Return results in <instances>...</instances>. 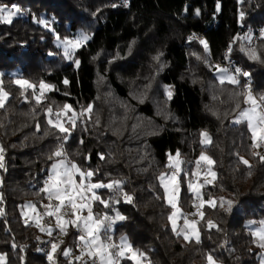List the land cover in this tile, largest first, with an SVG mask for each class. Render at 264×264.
<instances>
[{
	"label": "trees",
	"instance_id": "trees-1",
	"mask_svg": "<svg viewBox=\"0 0 264 264\" xmlns=\"http://www.w3.org/2000/svg\"><path fill=\"white\" fill-rule=\"evenodd\" d=\"M13 3L22 12L10 24L0 22V79L9 93L0 108V145L5 150L0 254H6L7 264H48L42 254L44 235L25 223L21 206L32 202L39 208L48 201L39 190L58 159L49 156L61 143L67 160L94 171L92 183L124 181L123 191L133 201L125 203L121 197L115 205L126 219L113 224L112 237L119 242L126 236L134 249L146 254L144 264H207L208 254L217 264H260L264 249L257 247L251 232L264 221V161L254 155L247 123H234L248 107L244 96L236 95L243 90L228 82L221 85L215 66L232 44L229 56L247 69L255 91L264 95V40L253 48L261 58L257 61L249 59L251 48L240 39L244 28L264 26V0H127V6L125 0H0ZM39 19L48 22L47 28ZM79 31L90 39L74 55L77 66L64 58L55 35L75 38ZM193 33L207 41V53L200 42L189 39ZM16 79L35 84L36 95L41 80L54 87L37 104L34 90L22 89ZM102 80L106 86L101 87ZM145 81H152L154 90L140 104L131 97V84L145 87ZM166 87L173 93L170 100ZM106 89L128 102L130 110L115 109L101 94ZM64 104L77 112L93 105L91 118L85 114L78 119L67 141L48 124L46 112L49 106L53 112L62 110ZM118 116L126 118L120 128L113 119ZM139 118L142 123L136 124ZM202 131L211 138L209 146L200 143ZM178 150L185 163L193 165L201 152L215 162L214 181L200 191L204 201L215 199L216 207L203 208L199 243L172 230L168 217L173 209L158 180L168 172L169 154L175 156ZM181 187L180 208L191 211L193 196L183 182ZM98 194L104 199L111 195L108 189ZM228 200L233 201L231 212L226 210ZM95 206L109 212L99 202ZM209 220L219 230L208 229ZM249 221L255 223L249 226ZM67 232L54 254L56 264H68L63 249L75 246L76 229L68 226ZM120 264L134 261L123 258Z\"/></svg>",
	"mask_w": 264,
	"mask_h": 264
},
{
	"label": "snow or ice",
	"instance_id": "snow-or-ice-1",
	"mask_svg": "<svg viewBox=\"0 0 264 264\" xmlns=\"http://www.w3.org/2000/svg\"><path fill=\"white\" fill-rule=\"evenodd\" d=\"M125 6H127V0H125ZM115 7V5H113ZM219 10V6L217 7ZM22 12V9L17 4H0V22L3 23H12L13 17L17 16ZM197 15H199V10H197ZM241 17H243V13H241ZM37 23L48 26V22L39 19L36 21ZM195 36L189 37L190 40L194 39ZM260 38L264 40V29L260 32ZM90 36L84 32H81L75 38L61 37L56 35V43L58 47H62L63 56L67 60L73 61L77 66H79L80 61L74 60L73 57L75 55L76 49L83 46L88 40ZM240 39L248 40L251 42V34H246L244 37ZM236 38H233V43H235ZM200 44L203 45L204 51L208 52V43L207 41L201 39ZM242 51L245 49L242 47ZM131 51V47L129 48ZM232 51V44L229 45L228 53ZM249 59L260 61L261 58L256 49H250L247 51ZM51 55V53H50ZM162 53L158 54L154 57L155 60L159 61ZM228 56L226 54L225 59ZM95 59V57H93ZM197 59H201V57L197 56ZM264 62V61H261ZM205 64H208V60H204ZM210 68L212 67L209 65ZM163 67V66H161ZM217 79L221 85H223L226 81L230 84L240 86L241 81L240 77H250V73L243 71L241 68L236 67L233 71H230L227 67H220L219 65L215 66ZM2 75V74H0ZM16 85H19L22 89H33V96L36 99V103L39 104L41 102V98L44 96L45 89H52L54 86L46 84L43 80L39 82L40 94L36 95L35 89L36 85L29 82L25 79H16L14 81ZM65 85L69 83L67 79L63 81ZM250 80L243 85L245 92L237 93L236 95L244 96V103L249 105V107L243 108L240 110L239 115L235 119L234 123H247V128L251 133V140L253 149H259L264 147V95H261L259 99H257L253 94L250 87ZM172 91L170 87H166V95L170 100L172 98ZM23 95V92H22ZM9 97V93L5 91L3 87V80L0 79V108L5 107V102ZM143 102V101H141ZM54 103V102H53ZM236 108L239 109L240 105L237 104ZM48 114V124L57 129L59 133L65 134L62 137L63 141H67L68 137L71 135L73 129L77 127V120L81 119L88 114L89 119L91 118V113L93 112V105L88 104L87 107H81V110L77 112L73 109L72 105L64 104L62 108V112L64 116L67 117L68 123H70L71 127H65V124L61 122V112L57 111L55 114V119H52L53 109L49 106L46 109ZM68 112H71L72 115L68 116ZM98 124L99 121L97 120ZM39 128V125H37ZM201 140L200 143L202 145L211 144V138L206 131H202L200 133ZM59 139V137H58ZM83 141H81L82 143ZM4 148L0 145V168L4 167L3 159H4ZM254 155L260 156V159L264 161V155H260L259 152H255ZM180 153L179 150L175 154V158L169 154V163L166 167L171 169V173H161L158 176L159 184L164 190V196L166 198L167 204L171 206L173 209L172 213L169 215L168 219L171 221L172 230L177 232L176 229V217L178 213H181V209L178 207V195L180 192V183H179V174L181 171L184 172V175L187 177L189 175L187 169H181V164L185 163L184 161L179 159ZM55 159L51 165L50 174L44 182V186L39 190L40 193H44L49 203L43 205L44 212L41 214L40 218L33 217L35 220L36 226L40 229L41 232H46L50 237L53 234V231L56 229L59 230L61 235H67L68 226L74 227L79 235L77 236V248L79 249V255L73 257V250L71 248L63 249L62 255L68 260V264H73V260L76 262H81V264H119V260L121 258H128L134 261V264H143V258L146 257V254L141 252L139 249H134L132 245L129 243L128 238L126 236H122L119 242H115L112 237L113 224L117 220H125L126 217L121 215L119 211L115 208V205L120 203L121 197L125 203H132L133 197L128 193L123 191L124 181L121 180H112L108 183H104L102 181L92 183L91 178L95 175L94 171L87 170L84 171L80 168L78 164L75 162H71L67 160L66 153L63 148V143L49 156V159ZM101 159H104V156L101 154ZM242 162L246 165L249 162L243 157L240 158ZM201 161L205 162L209 168V174L214 178L215 172L211 170V165L215 162L214 160L206 155L204 152H201L200 156L196 159L195 165L196 169L191 172L193 177L199 176L198 169L200 168ZM80 177L79 182L75 179L76 176ZM212 183L211 180H206L205 184ZM205 185L200 184L198 181L193 182L191 179L188 180L187 187L188 190L194 193L195 198L200 201V205H194V207H203L204 203L209 204L211 207H216V201L213 198H209L208 201L203 200V194L200 189ZM98 189H108L111 195L104 199L101 195L98 194ZM90 193V195H89ZM39 194V193H38ZM2 198V197H0ZM159 199V197H157ZM55 200L57 203L53 204L52 201ZM221 206H223L224 198H220ZM99 202V204L103 205L105 209H111V211L115 212V216L109 215L107 212L94 213L93 212V203ZM228 208L227 211L231 212L233 201H227ZM23 208H27L30 211H36V205L32 202H28L21 206ZM70 207L71 213L62 212L63 208ZM86 210L87 215H82V213ZM27 215L26 213H23ZM198 214L201 219L204 217V213L202 211H198V213H194V215ZM0 215H3V211L0 210ZM71 216L72 218L68 219L67 216ZM43 216L54 217L56 222V228H50L42 226L40 223V219ZM27 223V221H26ZM197 221H189L185 218L184 224L186 226L185 229H181L177 232V235L183 234V238L186 241H191L194 236L195 242H200V233L196 228ZM254 221H249L248 225L251 226L254 224ZM208 229L217 228L218 226L214 224L211 220L207 222ZM192 229V236H190L186 229ZM251 235L254 237V243H256L257 247L264 249V221L260 222V227L256 228L251 232ZM51 245V250L46 254L48 261L50 264H56L54 259V254L57 253L60 244L63 241L52 242L49 241ZM130 254V255H129ZM87 256L88 259L85 260L84 257ZM261 264H264V252L260 254ZM207 264H216L213 256L208 254ZM0 264H7V256L6 254H0Z\"/></svg>",
	"mask_w": 264,
	"mask_h": 264
},
{
	"label": "rangeland",
	"instance_id": "rangeland-1",
	"mask_svg": "<svg viewBox=\"0 0 264 264\" xmlns=\"http://www.w3.org/2000/svg\"><path fill=\"white\" fill-rule=\"evenodd\" d=\"M241 1V0H240ZM43 25V24H42ZM43 26H45V25H43ZM264 27V26H263ZM45 28H47V26H45ZM49 29V28H48ZM81 32H84V33H86L87 34V32L86 31H79V32H77V35L76 36H78ZM89 36H90V34H88ZM201 39H199V41H200ZM259 40H261V38L259 39ZM199 41H197V42H199ZM55 42H56V35H55ZM88 42V41H87ZM86 42V43H87ZM259 42V41H258ZM258 42H257V44H258ZM257 44H255L253 47H250L251 49H253V48H255V46L257 45ZM56 45H57V43H56ZM58 47V46H57ZM58 48H60L62 51H63V49H62V47H58ZM79 49V48H78ZM78 49H76V51L78 50ZM76 51H75V53H76ZM74 58V57H73ZM216 65H219L218 63L216 64ZM249 73V72H248ZM102 84H101V87L104 85V86H106V84H105V81L104 80H102V82H101ZM145 83V87H144V85H142V84H134V83H132L131 84V97L133 98V100L134 101H136L137 103H143L146 99H147V97H149L150 96V92H151V89L152 90H154V85H153V82L152 81H149V82H144ZM255 86V85H254ZM241 87V89L243 90V92H245V89H244V87H242V86H240ZM51 89H45L44 90V96H45V94H47L49 91H50ZM40 94V89L38 90V95ZM101 94H105V96L107 97V99L108 100H110L111 102H112V106H115V109L117 108V109H119L120 110V108H123V110L125 109L126 110V112L127 111H129L130 109H129V106H130V104L128 103V102H124V101H122V100H119V99H116V98H114V96H113V94H112V92L109 90V89H106L105 91H104V93L102 92ZM152 94H153V92H152ZM44 96L41 98V101L44 99ZM254 96H256L258 99H259V97H260V95H258L257 94V92L255 91V94H254ZM101 98V97H100ZM8 99H9V97H8ZM7 99V100H8ZM141 101H143V102H141ZM6 103V102H5ZM248 107H249V105H248ZM57 111H60L61 112V122H63L64 124H66V123H68V121H67V117L66 116H64V114H63V112H62V110H55L54 112H53V114H52V119H55V114H56V112ZM68 116H71V112H68V114H67ZM117 115V114H116ZM115 115V116H116ZM114 119V123L116 124V126L118 127V128H120V127H122L123 126V124H124V121L123 120H125L126 118H124V117H121V116H118V117H116V118H113ZM113 123V124H114ZM138 123H142V119L141 118H139V119H137V121H136V124H138ZM116 127V128H117ZM210 144H208V145H206V146H209ZM257 150V152H261V153H263L264 152V147H261V148H259V149H256ZM65 151V150H64ZM66 153V152H65ZM206 155H208L207 153H205ZM263 155H264V153H263ZM174 158H175V156H173ZM179 159L180 160H182L183 161V159H181L180 157H179ZM208 168H209V166L205 163V162H203V161H201V165H200V168L198 169V171H199V176L198 177H193L192 175H191V172L192 171H194V170H197L196 169V165H195V163L192 165V164H189V163H183V164H181V169H187L188 170V173H189V175L186 177L185 175H184V172L183 171H181V173L179 174V183H180V192H179V195H178V207L180 208V195H181V183L183 182V184L186 186V188H187V192H188V194H192V196H193V201H190L189 202V204H191V211H189V210H186V211H184L183 209L181 210V213H178V215H177V217H176V229H177V232L178 231H180L181 229H185L186 228V226H185V224H184V220H185V218L186 219H188L189 221H197L198 223L196 224V228L199 230V223H200V221L202 220L201 218H200V216L198 215V214H196V215H194V213H198V211H202L203 212V208H204V206L205 205H207V203H204L203 204V207H200V208H198V207H194V205H200V201L199 200H197L196 198H195V195H194V193H192V192H190L189 190H188V187H187V183H188V180L189 179H191L193 182H199L200 184H204L205 183V181L206 180H211V181H214V179H215V177L213 178L210 174H209V172H208ZM212 170V169H211ZM171 169H169L168 168V172H165V173H171ZM78 176V175H77ZM182 176V177H181ZM78 178L80 179V177L78 176ZM89 195H90V193H89ZM166 199V198H165ZM54 204V203H53ZM96 202L95 203H93V212L94 213H101V214H103L104 213V211L103 212H99L100 210H97L96 209ZM209 205V204H208ZM170 206V205H169ZM37 208V207H36ZM63 209H65L69 214L71 213V209H70V207H68V208H63ZM62 209V210H63ZM181 209V208H180ZM23 213H26L27 215H24ZM111 213H112V211H111V209H109V212H108V214L109 215H111ZM82 214H87V212H86V210L82 213ZM70 216V215H69ZM112 216V215H111ZM22 217L24 218V219H26V220H30L31 219V217L33 218V217H37L38 218V213H37V211H30L29 209H27V208H23L22 209ZM70 218H72L71 216H70ZM28 220V221H29ZM47 221V223L49 222H51V221H49V220H46ZM52 223V225L53 224H56V222L55 221H52L51 222ZM170 224H171V221H170ZM171 226H172V224H171ZM186 231H187V233L190 235V236H192V229L191 228H187L186 229ZM176 232V233H177ZM181 236L183 237V234H181ZM113 240H114V238H113ZM191 240H195V238H194V236L192 237V239ZM115 241V240H114ZM116 242V241H115ZM74 252H76L77 253V255H79L80 253H79V251H74ZM264 252V251H263ZM130 255V254H129ZM123 258H121L120 260H119V264H120V262H121V260H122ZM144 264V263H143ZM217 264V263H216ZM261 264V263H260Z\"/></svg>",
	"mask_w": 264,
	"mask_h": 264
},
{
	"label": "built area",
	"instance_id": "built-area-1",
	"mask_svg": "<svg viewBox=\"0 0 264 264\" xmlns=\"http://www.w3.org/2000/svg\"><path fill=\"white\" fill-rule=\"evenodd\" d=\"M262 29H264V27L263 26H259V25H255V26H251V27H247V28H244L243 29L244 30V32L242 33V36L243 37L246 34H249V33L251 34V37H252L251 42H249L248 40H245V42H246V44L248 46L253 47L255 44H257V42L260 39V32H261ZM193 35L195 36V38L192 39L191 41H199V39H203V37H202L201 34L193 33L192 36ZM226 54L228 56L227 59H225ZM225 56L222 59V61L218 63L220 67H227V68H229L230 71H233L236 67H239L243 71L248 72L247 69L238 61V59L229 56L228 51L225 52ZM249 80L251 82L250 83V87H251V90H252V94L254 95L255 94V86H254V82H253L251 76L250 77H243V76H241L240 77V81H241L240 86L243 87V85L245 83H247ZM43 205H45V204L44 203H41L39 205V208L41 210L42 209L44 210ZM61 211L62 212H67L65 209H63ZM66 218L70 219V216H67ZM49 221L52 222L54 220L52 218H50ZM55 228H56V224H53V229H55ZM42 234L44 235V243H45V245L42 248V254L44 255L45 260L47 261V263L50 264V262L48 261L47 255H46L51 250V245H50L49 241L57 242V241L63 240L65 238V235H61L59 233V230L58 229H56L55 231H53V234H52L51 237L49 235H46L45 232H42ZM78 235H79V233L76 231L75 246L73 248L74 251H79V249L77 248V236Z\"/></svg>",
	"mask_w": 264,
	"mask_h": 264
},
{
	"label": "crops",
	"instance_id": "crops-1",
	"mask_svg": "<svg viewBox=\"0 0 264 264\" xmlns=\"http://www.w3.org/2000/svg\"><path fill=\"white\" fill-rule=\"evenodd\" d=\"M227 82V81H226ZM69 161V160H68ZM75 179L77 180V182H79V178H78V176H76L75 177ZM100 189H98L97 190V192L99 191ZM44 203V202H43ZM49 203V201H47V202H45L44 204H48ZM52 203H57V201H55V200H53L52 201ZM36 211H37V213H38V218H40V216H41V214L44 212V210L42 209H39V208H36ZM82 215H87V214H82ZM50 218H52L54 221H55V218L54 217H48V216H43L41 219H40V223H41V225L42 226H45V227H50V228H53V225H52V223L50 222H48L47 223V221L46 220H49ZM24 219V218H23ZM29 220V219H28ZM28 220H26V219H24V221H25V223H26V221H27V223L26 224H33V225H35L36 226V223H35V220L31 217V219L28 221ZM77 231V230H76ZM45 234L46 235H48L46 232H45ZM84 258H88L87 256H85Z\"/></svg>",
	"mask_w": 264,
	"mask_h": 264
}]
</instances>
